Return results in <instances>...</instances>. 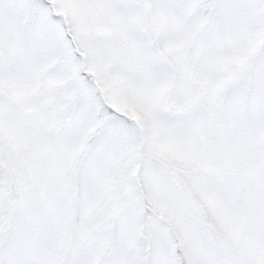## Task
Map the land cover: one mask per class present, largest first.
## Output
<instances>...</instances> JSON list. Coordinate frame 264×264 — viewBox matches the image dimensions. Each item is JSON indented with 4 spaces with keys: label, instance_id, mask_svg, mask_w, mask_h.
Segmentation results:
<instances>
[{
    "label": "snow or ice",
    "instance_id": "obj_1",
    "mask_svg": "<svg viewBox=\"0 0 264 264\" xmlns=\"http://www.w3.org/2000/svg\"><path fill=\"white\" fill-rule=\"evenodd\" d=\"M0 264H264V0H0Z\"/></svg>",
    "mask_w": 264,
    "mask_h": 264
}]
</instances>
